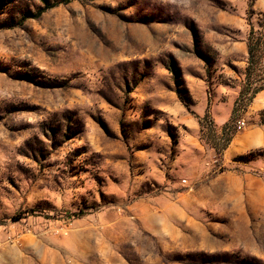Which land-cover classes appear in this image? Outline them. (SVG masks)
Masks as SVG:
<instances>
[{
	"label": "rangeland",
	"instance_id": "1",
	"mask_svg": "<svg viewBox=\"0 0 264 264\" xmlns=\"http://www.w3.org/2000/svg\"><path fill=\"white\" fill-rule=\"evenodd\" d=\"M0 264H264V0H0Z\"/></svg>",
	"mask_w": 264,
	"mask_h": 264
},
{
	"label": "built area",
	"instance_id": "2",
	"mask_svg": "<svg viewBox=\"0 0 264 264\" xmlns=\"http://www.w3.org/2000/svg\"><path fill=\"white\" fill-rule=\"evenodd\" d=\"M242 126H244V121H239V122L237 123V127H238V128H241Z\"/></svg>",
	"mask_w": 264,
	"mask_h": 264
},
{
	"label": "trees",
	"instance_id": "3",
	"mask_svg": "<svg viewBox=\"0 0 264 264\" xmlns=\"http://www.w3.org/2000/svg\"><path fill=\"white\" fill-rule=\"evenodd\" d=\"M258 92V91H257ZM257 92H255V93H257Z\"/></svg>",
	"mask_w": 264,
	"mask_h": 264
}]
</instances>
